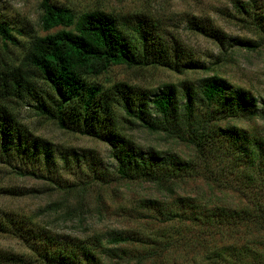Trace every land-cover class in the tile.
Here are the masks:
<instances>
[{
    "label": "trees",
    "instance_id": "1",
    "mask_svg": "<svg viewBox=\"0 0 264 264\" xmlns=\"http://www.w3.org/2000/svg\"><path fill=\"white\" fill-rule=\"evenodd\" d=\"M39 6L41 28L56 30L34 34L23 41L17 36L29 31L25 25L17 26L0 13L2 46L20 43L22 49L14 59L0 58V162L14 168L19 176H39L37 172L41 170L51 174L47 178L59 187L68 186L60 183V174L53 167L49 142L31 133L18 118V107L29 105L35 114L59 129L107 144L117 162L118 178L142 180L173 191L176 180L190 175L191 163L174 154L151 149L143 152L124 136L122 126L125 121L149 132H163L208 162L223 160L230 168L223 170L224 176L232 179L224 180L222 187L248 195L251 207L216 206L189 214L153 209L169 221H197L202 240L212 237L203 254L209 264H264V138L246 134L225 122L252 116L264 118V100L259 101L217 74L204 77L196 88L183 84L177 91L173 84L164 85L151 97L121 83L103 88L89 77L114 65H161L183 72L181 52L177 47L168 51L158 22L143 14L117 15L93 9L75 16L71 8L50 0H41ZM232 7L234 17L257 35L253 40L234 39L233 44L257 50L264 42V6L255 0H233ZM196 28L224 44L225 35L220 31L202 23ZM71 159L81 167L80 156L73 155ZM71 159L65 157L60 170L74 169ZM95 174L104 182L105 174ZM8 193L22 194L12 189ZM145 201L151 206L156 202ZM26 222L4 214L0 217V233L26 242L43 264H105L104 256L95 248V244L102 245L101 240L85 242L54 236ZM239 238L245 242L236 246ZM127 239L122 233L113 232L108 241L116 244ZM223 239L231 241L220 245L213 242ZM102 248L107 255L113 250Z\"/></svg>",
    "mask_w": 264,
    "mask_h": 264
},
{
    "label": "rangeland",
    "instance_id": "2",
    "mask_svg": "<svg viewBox=\"0 0 264 264\" xmlns=\"http://www.w3.org/2000/svg\"><path fill=\"white\" fill-rule=\"evenodd\" d=\"M40 1L0 0V13L17 26L23 24L29 30L17 36L19 40L56 30L41 28ZM50 1L71 8L75 16L93 9L117 15L143 14L158 22L168 51L172 52L173 47H177L181 52L179 61L183 72L161 65H114L96 77H89L90 81L103 88L121 83L136 87L151 97L158 92L157 88L164 85L173 84L177 91L183 84L196 88L204 77L217 74L232 86L259 98V101L264 100V42L254 51L233 44L234 39H257L249 25L234 17L233 0ZM255 1L264 6V0ZM199 23L225 35L224 44L201 34L196 28ZM21 52L20 43L9 44L5 48L0 42L2 59H14ZM17 111L18 118L31 133L49 142L53 150V167L60 174V183L68 186L59 187L58 183L47 178L52 177L51 174L41 170L37 172L39 176H19L14 168L0 162V217L6 214L25 220L30 227L48 231L54 236L75 237L85 242H94L97 238L102 245L95 244V248L104 256L105 264H209L203 254L210 247L212 237L202 240L196 226L198 222L169 221L153 207L186 211L187 214L216 206L251 207L248 195L222 187L223 181L231 178L224 176L223 170L230 171V168L223 160L208 162L191 147L163 132H149L122 121L124 136L143 152L151 149L174 154L191 163L190 175L176 180L173 191L142 180L118 178L115 171L117 162L104 142L63 131L35 114L29 105H21ZM225 122L243 129L246 134L264 138V118L252 116ZM73 155L84 160L80 161L81 167L72 163ZM65 157L71 159L74 169L60 170ZM95 172L105 174L104 182L96 177ZM10 189L22 194L11 195L8 193ZM145 200L156 202L151 206ZM113 232L127 236V241L110 243L109 235ZM243 239L235 240L236 246L244 243ZM230 241L213 240L218 245ZM102 246L113 250L107 251V255ZM0 264L43 263L26 242L11 234L0 233Z\"/></svg>",
    "mask_w": 264,
    "mask_h": 264
}]
</instances>
